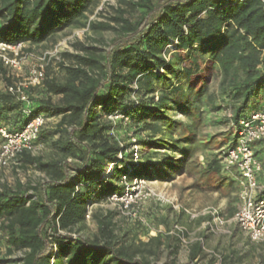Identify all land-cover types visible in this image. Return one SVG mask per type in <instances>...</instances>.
<instances>
[{
    "label": "trees",
    "instance_id": "obj_1",
    "mask_svg": "<svg viewBox=\"0 0 264 264\" xmlns=\"http://www.w3.org/2000/svg\"><path fill=\"white\" fill-rule=\"evenodd\" d=\"M100 1L0 0V42L41 45L72 27L115 32L107 49L78 43L77 54L64 53L72 64L60 63L63 80L46 75L41 87L27 91L29 106L0 90V126L10 131L37 115L61 117L57 140L44 128L36 141L51 144L59 158L44 161L31 152L17 158L18 166L32 165L45 178L0 186V242L6 249L0 264H178L148 260L161 238L137 245L128 233L118 236L110 211L92 214L95 238L76 235L77 228L88 207L123 194V177L170 182L209 149L211 141L198 135L201 113L228 108L233 132L264 110L261 0H119L107 22L90 21L87 14ZM115 113L128 118V126L105 119ZM130 134L142 148L137 163L128 151ZM209 165L221 170L218 155ZM15 252L22 256L11 258ZM201 252V243L194 244L184 264Z\"/></svg>",
    "mask_w": 264,
    "mask_h": 264
},
{
    "label": "rangeland",
    "instance_id": "obj_2",
    "mask_svg": "<svg viewBox=\"0 0 264 264\" xmlns=\"http://www.w3.org/2000/svg\"><path fill=\"white\" fill-rule=\"evenodd\" d=\"M118 4L119 0H101L98 4L91 7L87 14L89 20L107 22L108 18L115 15L114 9L118 7ZM114 37L115 32L113 31L93 33L89 27L84 29L72 27L52 36L41 45L29 44L26 49L32 57H30L31 59L28 61L26 68L23 69V76L26 75L29 65L36 63L37 57L40 58L45 53L54 52L58 49L59 60L53 58L48 61L45 66V73L48 77L63 80L64 72L60 67V63L72 64L70 58L63 57L64 53L77 54L75 46L78 43L85 46H96L98 49L104 50L107 49L108 44ZM4 84L5 82L0 80V90H4ZM216 86L217 82L212 80L211 89H216ZM39 93L40 91H37V95ZM227 110L228 108H224L220 112L201 113V117L204 119L201 127L205 136L203 139L208 140L207 137L214 136L216 142L213 147L216 146V150L225 146L226 142L224 141L228 140V138L229 140L233 139L232 134H230L232 130L226 119ZM177 119L187 121L181 115H178ZM60 120L61 117H54L45 127V130L52 133L53 141L60 137L57 128ZM7 128L9 129V127ZM220 138L221 140H218ZM255 149L260 159L261 157L264 158V143L256 145ZM31 153L33 156L41 157L44 161L59 158L57 150L48 143L37 142ZM160 153L167 152L162 151ZM217 154L218 152L216 154L205 153L210 160ZM170 155L180 157L178 154ZM18 165L0 169V186L8 185L14 187L18 181L24 184L37 183L45 178V175L32 165H26L24 168ZM158 193L164 197L162 201L154 198L142 200L137 205H133L129 212L125 213L121 210L120 203H112L108 200L94 203L90 206L92 212L90 218H87L86 222L77 228L76 235L88 239L95 238L97 235V223L92 214L97 212L106 214L110 211L115 214L114 223L118 236L128 233V239L137 245L149 243L152 238L157 236L161 238V245L156 250L157 254L148 257V260L152 262L163 263L166 260H174L178 264H184L191 257L192 246L196 243H201L202 252L192 264H264V245L262 246L261 243H253L252 245L247 240H244L243 250L232 249L235 243L230 244V246L227 234L218 230L216 226L213 230L208 225L205 229H200L194 222H187L184 218L185 212L182 209V199L166 194L164 191H158ZM179 194L178 191L177 195L179 196ZM216 210L221 217L220 210ZM134 213H137L136 216H134ZM5 252L4 244L0 242V259L5 257ZM21 256V253L15 252L11 258H19Z\"/></svg>",
    "mask_w": 264,
    "mask_h": 264
},
{
    "label": "built area",
    "instance_id": "obj_3",
    "mask_svg": "<svg viewBox=\"0 0 264 264\" xmlns=\"http://www.w3.org/2000/svg\"><path fill=\"white\" fill-rule=\"evenodd\" d=\"M264 3V0H261ZM170 45L169 49L175 51V46ZM29 43L9 44L0 42V80H10V84H4V90L17 98L25 105H30L28 90L39 88L46 79L45 66L51 59L59 60V51L45 53L42 57L36 58V63L29 65L27 73L23 76V69L26 68L32 55L27 51ZM29 115L30 112L27 111ZM228 118L232 117L231 110L226 111ZM53 118L45 115H37L30 120L22 129L10 131L6 126H0V169L17 164V158L24 152H32L35 143ZM105 119L114 124L123 123L128 126L129 119L121 113L106 116ZM233 138L236 144L226 146L218 151V159L223 171L235 169L239 175L238 204L233 220L239 225L243 233L256 243L264 245V196L263 189L259 185V177L263 171V164L256 155L255 144L264 142V110H258L250 114L246 119L233 126ZM134 162L140 160L142 148L138 144L134 134L129 135ZM122 159V154L119 155ZM113 166V165H112ZM111 166V167H112ZM125 190L122 195H112L107 198L109 202L120 203L123 213L129 212L133 205L142 200L158 199L164 197L153 187V182L144 179H134L128 182L123 177ZM89 219L91 208L88 207ZM214 216L216 225L223 226L226 221L221 218L216 209L210 211ZM137 213H134L136 216ZM73 238H76L74 235Z\"/></svg>",
    "mask_w": 264,
    "mask_h": 264
},
{
    "label": "crops",
    "instance_id": "obj_4",
    "mask_svg": "<svg viewBox=\"0 0 264 264\" xmlns=\"http://www.w3.org/2000/svg\"><path fill=\"white\" fill-rule=\"evenodd\" d=\"M262 108H264V101L260 106V109ZM230 134L233 136L232 132ZM198 135H201V139L205 137L203 128L198 130ZM207 138L211 141V147L207 150L199 151L192 161L183 166V173L174 174V179L170 182L153 181V187L157 191H164L166 194L182 199V209L185 212L184 218L187 222H194L200 229H205L208 225L213 230L216 226L218 230L226 233L229 245L235 243L232 249L243 250L244 240H247L252 245L253 243L259 244L251 241L233 220L238 204L239 175L237 171L233 169L226 172L222 168L219 171L217 169L220 166H210V159L208 155H205V153L216 154L220 149L231 145L233 141L228 138V140L224 141L226 142L225 146L216 150V146L213 147L216 138L214 136ZM218 140H221V138ZM193 161H196V163L194 164ZM261 161L263 171L259 177V185L263 189L264 194V158L261 157ZM178 191L180 193L179 196L177 195ZM213 209L220 210L221 218L226 219V224L223 227L216 225L214 216L210 213ZM223 228L224 230H222ZM201 240L203 241V239ZM261 245L263 246V244Z\"/></svg>",
    "mask_w": 264,
    "mask_h": 264
}]
</instances>
